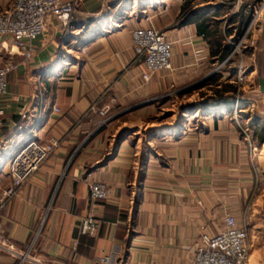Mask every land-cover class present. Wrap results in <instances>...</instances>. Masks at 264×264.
<instances>
[{
  "label": "crops",
  "instance_id": "crops-1",
  "mask_svg": "<svg viewBox=\"0 0 264 264\" xmlns=\"http://www.w3.org/2000/svg\"><path fill=\"white\" fill-rule=\"evenodd\" d=\"M13 1L0 0V11ZM234 1L80 0L67 25L47 18L26 62L0 37V66L16 63L0 103V168L28 133L58 139L0 209V264H36L2 240L43 264H192L202 236L222 230L227 214L249 235L246 264H264V6L240 59L245 86L215 101L194 89L220 62L201 23L219 22L225 43L236 40L231 17L248 18L259 0H240L233 12ZM138 27L172 43L171 68L147 82L130 35ZM237 64L216 72L218 88L235 85ZM166 112L170 121L158 118ZM10 181L0 169V189ZM93 182L106 186L104 200L91 199ZM85 217L97 224L93 236L80 234Z\"/></svg>",
  "mask_w": 264,
  "mask_h": 264
},
{
  "label": "built area",
  "instance_id": "built-area-1",
  "mask_svg": "<svg viewBox=\"0 0 264 264\" xmlns=\"http://www.w3.org/2000/svg\"><path fill=\"white\" fill-rule=\"evenodd\" d=\"M80 0H14L11 7L0 11V37H9L13 51L17 52L22 62H26L33 55L31 43L45 33L47 18L55 17L62 25H67ZM240 0L233 2V12L239 10ZM264 0H259L252 7V15L236 40L228 39L231 46L229 53L217 64L215 72L221 70L233 59L240 60L243 47L248 43L253 46L255 41L250 38L253 29L262 20ZM132 47L136 55L143 57L145 70L141 74L144 82L149 81L151 74L156 71L171 68L172 43L165 38L163 33L154 27H138L131 31ZM16 63L6 61L0 66V103L6 93L7 77L15 69ZM242 65L237 64L235 82L237 90L245 81ZM241 86V87H240ZM55 112H59L54 107ZM234 113L238 114V102H234ZM1 112V107H0ZM105 110L100 111L104 114ZM26 118L27 113L21 115ZM58 145V139L51 137L45 142H39L30 136L22 137L1 165L10 176V184L0 189V209L16 189L26 182L39 168L41 163L52 153ZM106 186L100 182L90 184V197L92 200L106 198ZM222 230L214 235H203L197 247L192 264H246L250 239L244 227L238 225L235 217L227 214L224 218ZM97 224L91 217H85L80 226V234L93 236ZM1 246L20 262H33L43 264L38 258L33 257L28 251L17 250L6 240L1 241ZM108 264L109 259L102 260Z\"/></svg>",
  "mask_w": 264,
  "mask_h": 264
},
{
  "label": "trees",
  "instance_id": "trees-1",
  "mask_svg": "<svg viewBox=\"0 0 264 264\" xmlns=\"http://www.w3.org/2000/svg\"><path fill=\"white\" fill-rule=\"evenodd\" d=\"M231 19L233 20V22L238 21V29L236 31V35L239 36V34L242 32L241 29H239V27L243 26V24H246L248 18H246L242 12H239V13L234 14L231 17ZM213 26H214L213 28H209L208 24H205L203 22L199 26V31L205 35L214 34L215 39L211 41V44H210L211 54L216 58L217 61H221L229 53L231 46L229 43H225L224 36L221 34V30L219 29V26H220L219 22H215ZM219 78H220L219 74H217L216 72H213L207 78L199 82L194 87V89H199V90L207 89L211 91L212 95L209 98L207 99L203 98L205 99V101H207L208 99L212 101L217 100V96L219 95L220 92L233 93L236 90L235 85H231L230 83H227V82L223 84L221 88H218L217 81L219 80ZM204 94L205 93L203 91L200 92V96L204 97ZM229 94H226L225 96H221V98L227 99L229 97Z\"/></svg>",
  "mask_w": 264,
  "mask_h": 264
},
{
  "label": "rangeland",
  "instance_id": "rangeland-1",
  "mask_svg": "<svg viewBox=\"0 0 264 264\" xmlns=\"http://www.w3.org/2000/svg\"><path fill=\"white\" fill-rule=\"evenodd\" d=\"M250 9L251 8H246V10H247V14H246V16H248V20H247V23H248V21H249V19H250V17H251V15H252V11H250ZM239 11H240V7H239ZM247 23H246V25H247ZM245 25V26H246ZM231 64V62L230 63H228L227 65H225L226 67H228L229 65ZM239 65H241V61L239 60ZM245 74V73H244ZM245 81H246V78H245ZM245 84H246V82L243 84V86H245ZM235 86H236V82H235ZM242 86V87H243ZM241 87V86H240ZM237 90V89H236ZM239 90V89H238ZM170 96V95H169ZM167 105H165L164 106V109H171V106H169L171 103L169 102V101H167V103H166ZM160 112H162V111H160ZM235 112V111H234ZM170 114H172V113H168V112H166V113H164L163 115H158V118H168V120L170 121L171 120V118H169V116H170ZM166 115H168V116H166ZM236 116H238L237 114H236Z\"/></svg>",
  "mask_w": 264,
  "mask_h": 264
},
{
  "label": "water",
  "instance_id": "water-1",
  "mask_svg": "<svg viewBox=\"0 0 264 264\" xmlns=\"http://www.w3.org/2000/svg\"><path fill=\"white\" fill-rule=\"evenodd\" d=\"M258 81H259V86H260L261 91L264 92V79H263V77L259 76Z\"/></svg>",
  "mask_w": 264,
  "mask_h": 264
}]
</instances>
